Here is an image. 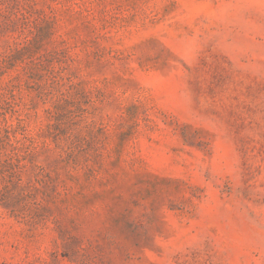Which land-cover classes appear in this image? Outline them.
<instances>
[{"label":"rangeland","instance_id":"obj_1","mask_svg":"<svg viewBox=\"0 0 264 264\" xmlns=\"http://www.w3.org/2000/svg\"><path fill=\"white\" fill-rule=\"evenodd\" d=\"M0 264H264V0H0Z\"/></svg>","mask_w":264,"mask_h":264}]
</instances>
